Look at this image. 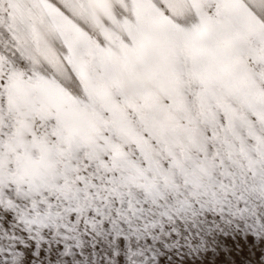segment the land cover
<instances>
[{
	"label": "snow or ice",
	"instance_id": "1",
	"mask_svg": "<svg viewBox=\"0 0 264 264\" xmlns=\"http://www.w3.org/2000/svg\"><path fill=\"white\" fill-rule=\"evenodd\" d=\"M0 264H264V0H0Z\"/></svg>",
	"mask_w": 264,
	"mask_h": 264
},
{
	"label": "bare ground",
	"instance_id": "2",
	"mask_svg": "<svg viewBox=\"0 0 264 264\" xmlns=\"http://www.w3.org/2000/svg\"><path fill=\"white\" fill-rule=\"evenodd\" d=\"M249 252L251 253L252 259H255L253 256L256 257V255L258 254L257 252H253V250L251 248H249Z\"/></svg>",
	"mask_w": 264,
	"mask_h": 264
},
{
	"label": "rangeland",
	"instance_id": "3",
	"mask_svg": "<svg viewBox=\"0 0 264 264\" xmlns=\"http://www.w3.org/2000/svg\"><path fill=\"white\" fill-rule=\"evenodd\" d=\"M255 258V256H253Z\"/></svg>",
	"mask_w": 264,
	"mask_h": 264
}]
</instances>
